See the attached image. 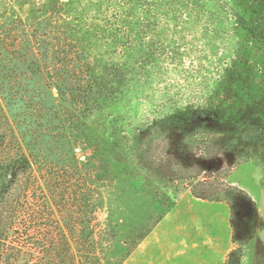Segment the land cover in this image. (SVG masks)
I'll list each match as a JSON object with an SVG mask.
<instances>
[{
  "label": "trees",
  "instance_id": "1",
  "mask_svg": "<svg viewBox=\"0 0 264 264\" xmlns=\"http://www.w3.org/2000/svg\"><path fill=\"white\" fill-rule=\"evenodd\" d=\"M11 2L0 19V264H122L150 231L140 237L136 207L103 217L114 183L136 206L141 192L158 220L185 189L226 202L237 246L225 264H243L260 213L232 174L264 162V0ZM183 43L200 75L186 71L184 91L165 86L138 122L110 123L111 106L183 65Z\"/></svg>",
  "mask_w": 264,
  "mask_h": 264
},
{
  "label": "rangeland",
  "instance_id": "2",
  "mask_svg": "<svg viewBox=\"0 0 264 264\" xmlns=\"http://www.w3.org/2000/svg\"><path fill=\"white\" fill-rule=\"evenodd\" d=\"M4 4L9 6L12 2L0 0V19ZM27 11L28 6H25L21 12L23 17L27 16ZM184 45H179L182 56L187 50ZM183 61L182 66L165 65L162 80L139 87L131 98L111 106L106 111L110 123L115 119L127 125L149 116L152 99H160L165 86L184 91L187 74H196V77L200 74L195 72L190 57L185 55ZM154 95L157 98H153ZM232 179L236 181L234 184L241 185L253 196L260 213L254 237L244 246L243 264H264V162L253 157L235 169ZM121 189L117 183L106 189L109 207L103 217H107L109 211L116 216H130L136 207L140 210V237L150 231L122 264H225L229 252L237 246L232 236L231 210L226 202L219 204L217 200L205 199L202 200L206 202H198L195 199L198 197L185 189L176 206L158 220V213L151 214L148 200L141 192L136 206L135 199ZM247 218L246 215L242 221L246 222Z\"/></svg>",
  "mask_w": 264,
  "mask_h": 264
},
{
  "label": "crops",
  "instance_id": "3",
  "mask_svg": "<svg viewBox=\"0 0 264 264\" xmlns=\"http://www.w3.org/2000/svg\"><path fill=\"white\" fill-rule=\"evenodd\" d=\"M195 199H197L198 200V202H206L205 200H202V199H199V198H195ZM223 203V201H219V204H222ZM224 205V204H223ZM227 204L225 203V206H226ZM229 214H231V211H230V213Z\"/></svg>",
  "mask_w": 264,
  "mask_h": 264
}]
</instances>
